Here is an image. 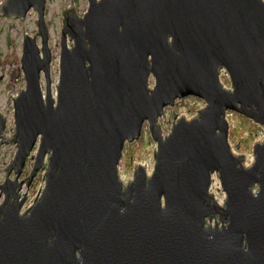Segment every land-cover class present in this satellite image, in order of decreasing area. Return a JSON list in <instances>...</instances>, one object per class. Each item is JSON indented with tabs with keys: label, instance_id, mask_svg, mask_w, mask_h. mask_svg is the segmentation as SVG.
<instances>
[{
	"label": "water",
	"instance_id": "1",
	"mask_svg": "<svg viewBox=\"0 0 264 264\" xmlns=\"http://www.w3.org/2000/svg\"><path fill=\"white\" fill-rule=\"evenodd\" d=\"M47 3H0V19L22 32L38 14L11 75L26 81L11 142L0 112V147L16 145L0 184V264H264V139L247 165L227 118L264 129V0H88L82 16L62 0L55 84ZM188 97L205 107L174 113L164 135L166 109ZM146 123L153 169L139 165L124 183L125 145Z\"/></svg>",
	"mask_w": 264,
	"mask_h": 264
},
{
	"label": "rangeland",
	"instance_id": "2",
	"mask_svg": "<svg viewBox=\"0 0 264 264\" xmlns=\"http://www.w3.org/2000/svg\"><path fill=\"white\" fill-rule=\"evenodd\" d=\"M68 5L72 4V0H66ZM3 0H0L2 3ZM77 13L82 16L88 8V0H73ZM34 10H31L24 22V35L35 36L37 27L33 21ZM38 17L36 12L35 18ZM46 20L50 31V47L53 52L52 60V80L54 84L59 79V60H60V39L63 27L62 18V0H48ZM23 32L20 21L8 22L5 18L0 19V111L8 117L6 137L12 141L15 133L14 123V107L13 98L26 87V81L22 74L16 81L11 80V75L17 68L21 67V57L23 52ZM40 44V39H38ZM221 80L226 87L231 86L229 76L223 72ZM154 80H151L153 86ZM44 88L45 84L43 82ZM55 92V86L53 85ZM10 97V102H9ZM205 107V102L195 97H188L186 99L177 101L174 107L166 109L164 117L160 119L164 135H167L173 124V114L179 117L191 119L196 116L198 111ZM242 117V118H241ZM235 112L228 113V120L230 122V136L229 140L233 151L237 155H244L246 157V164L249 165L254 159L253 147L257 142L264 139V129L255 124L253 121L246 119ZM156 143L153 141L148 130V124L144 125L143 133L139 142L126 143L123 158L120 163V177L124 183H128L133 178L134 170L137 166L143 165L148 173H151L154 166V152L156 151ZM16 152L15 144H8L0 147V184L5 180V168L9 164L11 158ZM33 160H29L27 168L22 176L24 178L32 169ZM5 170V173H4ZM44 180L43 173H40L34 180L28 193V204L31 202L41 189ZM45 184V181H44ZM44 186V185H43ZM212 192L216 199L222 203L225 199L219 179L214 176Z\"/></svg>",
	"mask_w": 264,
	"mask_h": 264
},
{
	"label": "flooded vegetation",
	"instance_id": "3",
	"mask_svg": "<svg viewBox=\"0 0 264 264\" xmlns=\"http://www.w3.org/2000/svg\"><path fill=\"white\" fill-rule=\"evenodd\" d=\"M1 112V111H0ZM2 113V112H1ZM3 114V113H2ZM4 115V114H3ZM7 117V116H6ZM8 118V117H7ZM7 130V129H6ZM6 132V131H5ZM6 137V134H5ZM6 139L9 141V139L6 137ZM4 140L0 139V142H3Z\"/></svg>",
	"mask_w": 264,
	"mask_h": 264
},
{
	"label": "trees",
	"instance_id": "4",
	"mask_svg": "<svg viewBox=\"0 0 264 264\" xmlns=\"http://www.w3.org/2000/svg\"><path fill=\"white\" fill-rule=\"evenodd\" d=\"M241 117V116H240ZM242 118V117H241Z\"/></svg>",
	"mask_w": 264,
	"mask_h": 264
}]
</instances>
